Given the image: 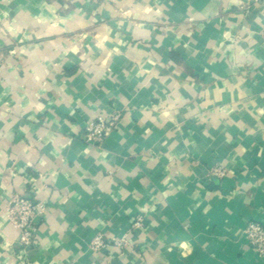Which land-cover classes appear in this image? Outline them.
Here are the masks:
<instances>
[{
    "label": "crops",
    "instance_id": "1",
    "mask_svg": "<svg viewBox=\"0 0 264 264\" xmlns=\"http://www.w3.org/2000/svg\"><path fill=\"white\" fill-rule=\"evenodd\" d=\"M263 30L264 0H0V264H264Z\"/></svg>",
    "mask_w": 264,
    "mask_h": 264
},
{
    "label": "built area",
    "instance_id": "2",
    "mask_svg": "<svg viewBox=\"0 0 264 264\" xmlns=\"http://www.w3.org/2000/svg\"><path fill=\"white\" fill-rule=\"evenodd\" d=\"M264 37V30H263ZM118 115L112 114L109 117L98 116L95 120L88 122L85 126V142L90 145H99L114 130L117 125ZM224 168H217L211 171L212 176L224 177ZM6 215L10 223L19 232V241L24 246L35 244L37 230L36 220L43 218L47 213L45 203L34 197L15 195L6 206ZM133 229L140 230L144 227L142 216H137L132 225ZM244 236L249 248L258 255L264 256V223L251 221L244 230ZM126 244L124 238H114L112 245L121 247ZM105 246L104 241L99 237L95 241V247Z\"/></svg>",
    "mask_w": 264,
    "mask_h": 264
}]
</instances>
